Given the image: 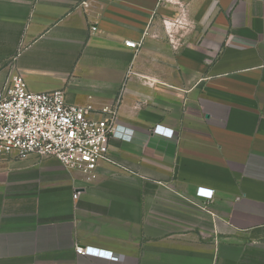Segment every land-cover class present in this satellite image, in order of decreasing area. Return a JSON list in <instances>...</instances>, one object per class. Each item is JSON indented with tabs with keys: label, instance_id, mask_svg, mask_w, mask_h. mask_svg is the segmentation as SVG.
Segmentation results:
<instances>
[{
	"label": "crops",
	"instance_id": "obj_1",
	"mask_svg": "<svg viewBox=\"0 0 264 264\" xmlns=\"http://www.w3.org/2000/svg\"><path fill=\"white\" fill-rule=\"evenodd\" d=\"M16 74L118 136L93 181L0 159V264H264V0H0Z\"/></svg>",
	"mask_w": 264,
	"mask_h": 264
},
{
	"label": "built area",
	"instance_id": "obj_2",
	"mask_svg": "<svg viewBox=\"0 0 264 264\" xmlns=\"http://www.w3.org/2000/svg\"><path fill=\"white\" fill-rule=\"evenodd\" d=\"M126 45L138 50L142 42L129 40ZM117 118L116 105L97 112L91 105L69 103L63 89L33 92L16 74L0 89V159L52 156L93 181L99 166L112 160L110 141L118 136ZM196 195L211 201L214 190L198 187ZM76 250L87 254L82 246Z\"/></svg>",
	"mask_w": 264,
	"mask_h": 264
}]
</instances>
